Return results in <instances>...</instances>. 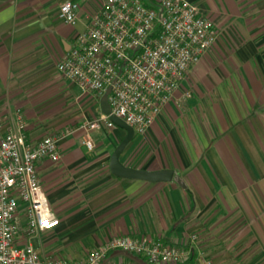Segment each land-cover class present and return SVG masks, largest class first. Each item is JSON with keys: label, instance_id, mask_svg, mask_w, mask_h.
Masks as SVG:
<instances>
[{"label": "crops", "instance_id": "crops-1", "mask_svg": "<svg viewBox=\"0 0 264 264\" xmlns=\"http://www.w3.org/2000/svg\"><path fill=\"white\" fill-rule=\"evenodd\" d=\"M63 1L0 0V138L16 110L32 144L66 133L59 160L36 164L60 220L38 235L37 247L78 261L118 236L184 246L196 233L189 261L203 252L213 264H264V0H190L217 39L119 157L131 168L171 170L168 181L111 172V155L127 134L115 122L89 132L92 150L83 143L81 125L106 115L103 95L82 91L56 65L104 0H72L80 6L73 25L58 16ZM110 255L140 264L123 251Z\"/></svg>", "mask_w": 264, "mask_h": 264}, {"label": "built area", "instance_id": "built-area-1", "mask_svg": "<svg viewBox=\"0 0 264 264\" xmlns=\"http://www.w3.org/2000/svg\"><path fill=\"white\" fill-rule=\"evenodd\" d=\"M79 9L76 1L66 0L58 16L73 25ZM216 39L213 22L190 0H104L56 68L84 92L101 96L110 88L111 114L144 135ZM10 120L0 138V264H127L113 258V251L143 256L148 264H213L203 252L189 261L196 233L184 246L150 235L118 236L78 261L43 253L31 239L54 230L60 220L51 209L36 164L41 159L59 160V140L66 133L47 135L32 144L26 138L23 113L16 110ZM102 126H114L109 115L81 125L89 150L94 147L89 132Z\"/></svg>", "mask_w": 264, "mask_h": 264}, {"label": "water", "instance_id": "water-1", "mask_svg": "<svg viewBox=\"0 0 264 264\" xmlns=\"http://www.w3.org/2000/svg\"><path fill=\"white\" fill-rule=\"evenodd\" d=\"M110 93V88L106 90L102 97V109L106 115H109V118L115 122L118 126L124 128L127 132L126 136L123 140L119 143V145L115 148L113 154L110 158V170L113 174L119 177L125 178H137L147 181H168L171 180L173 177V172L168 169L159 170V171H146V170H139L135 168H131L128 166L123 165L120 162V154L127 145V143L133 138L134 129L126 124L122 119L117 118L113 114H111V109L107 101L108 94Z\"/></svg>", "mask_w": 264, "mask_h": 264}, {"label": "trees", "instance_id": "trees-1", "mask_svg": "<svg viewBox=\"0 0 264 264\" xmlns=\"http://www.w3.org/2000/svg\"><path fill=\"white\" fill-rule=\"evenodd\" d=\"M123 253H125V255H127V256H129V257L134 258V259H135L136 261H138L140 264H148L143 256L136 255V254L129 253V252H123ZM130 264H133V263H130Z\"/></svg>", "mask_w": 264, "mask_h": 264}, {"label": "rangeland", "instance_id": "rangeland-1", "mask_svg": "<svg viewBox=\"0 0 264 264\" xmlns=\"http://www.w3.org/2000/svg\"><path fill=\"white\" fill-rule=\"evenodd\" d=\"M31 242L35 247H39L41 245V239L39 238V236L32 238Z\"/></svg>", "mask_w": 264, "mask_h": 264}]
</instances>
